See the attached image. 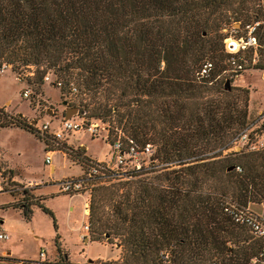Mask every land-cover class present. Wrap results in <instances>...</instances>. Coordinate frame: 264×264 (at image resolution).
Masks as SVG:
<instances>
[{
    "label": "trees",
    "instance_id": "obj_1",
    "mask_svg": "<svg viewBox=\"0 0 264 264\" xmlns=\"http://www.w3.org/2000/svg\"><path fill=\"white\" fill-rule=\"evenodd\" d=\"M253 22L264 46V0H0V62L32 64L39 78L51 71L49 83L88 95L91 116L113 112L125 136L154 145L146 166L90 189L88 222L119 237L122 264H165L164 248L167 264H246L258 251L222 203L262 198L264 146L219 156L251 121L248 89L218 76L228 55L220 29ZM6 115L0 107V126ZM32 203L41 202L12 206L27 216Z\"/></svg>",
    "mask_w": 264,
    "mask_h": 264
},
{
    "label": "rangeland",
    "instance_id": "obj_2",
    "mask_svg": "<svg viewBox=\"0 0 264 264\" xmlns=\"http://www.w3.org/2000/svg\"><path fill=\"white\" fill-rule=\"evenodd\" d=\"M237 26L238 24L231 23L220 29L226 35L222 38L223 47L227 37L244 38L245 25L234 29ZM255 42V46H246L239 50V53L246 56L240 75L230 79L224 76L222 70L218 74L222 82L228 79L230 86H243L248 89V120L254 119L259 112L264 111V67L256 66L264 62V46L258 43L256 37ZM11 67L0 72V107L7 114L8 120H11L8 126H0V216L1 226L8 233L6 239L0 240V246H8L10 252L15 255L29 257L30 264H56L53 263L55 260L72 264H122V248L118 244L117 235L99 233L98 230H93L89 223L88 237L78 238L81 230L82 202L85 197L89 201L92 190H89L88 195L82 192L69 197L70 195L58 191L54 183L62 176L81 174L85 166L81 151H84L86 157L108 159L110 148L107 144L110 143L107 141L114 139L118 129L115 114L111 112L105 117L91 116L88 95L69 90L62 83L59 86L49 83L50 78L55 77L51 71L48 72V79L44 80L38 77L36 66L32 64L13 69ZM24 88L29 91L27 97L20 94ZM84 103L86 107H83ZM131 106H135V103H131ZM70 107L81 109L86 121H98L99 129L95 135H91L87 130H78L68 137V142L49 141L54 150L51 162L55 169L48 171V164L43 162V143L33 123L47 115L58 117L60 114L64 115L65 111L70 114ZM16 118H22L30 124L33 133L16 126ZM232 150L234 149H224L219 156L228 153L227 155L232 157ZM148 157V154H140L132 161L146 166ZM122 179L125 178L111 174L92 178L90 182L91 187H94L99 184L109 185ZM227 198L230 199L229 195L225 199ZM33 201L41 203L30 204L27 216L22 214L19 207L12 206ZM69 202L73 204L71 211L67 207ZM253 203H262V199L249 201L251 206ZM88 212L89 210L87 214ZM242 228L243 234L248 236L246 242L256 246L257 240L248 230ZM39 248L44 249L45 253L42 261H38Z\"/></svg>",
    "mask_w": 264,
    "mask_h": 264
},
{
    "label": "built area",
    "instance_id": "obj_3",
    "mask_svg": "<svg viewBox=\"0 0 264 264\" xmlns=\"http://www.w3.org/2000/svg\"><path fill=\"white\" fill-rule=\"evenodd\" d=\"M252 24H245L246 35L243 37H236L231 39L227 37L224 40V50L228 53L225 62L226 67L222 69L224 76L230 79H235L240 75V71L243 70L245 58L239 50H242L246 46H255V36L252 35ZM10 67V64L5 61L0 62V72L5 68ZM211 67L210 61H205L200 69L199 74H206ZM44 80L48 79V72H45L42 76ZM59 85L60 82L56 81ZM71 84V83H70ZM71 90H75V87L71 84ZM22 97H27L29 91L27 88L22 89L20 92ZM35 131L43 138V162L50 164L53 148L50 147L49 141L56 143L68 142V137L78 130H87L91 135H95L99 129L98 121L90 120L86 121L82 113H75L68 117H64L60 114L58 117L47 115V117L40 118L34 121ZM110 148L108 159H95L89 157L87 163L82 169L81 174L74 176H62L54 181L57 185V190L67 195H76L82 192L89 194L92 183V178H100L105 176V172H110L108 175L124 173L129 168H138L140 165L133 163V161L140 154L152 153V144L146 142L140 144L131 138L125 136L118 128L115 132V137L110 144H107ZM264 146V111L245 124L229 141V147L227 149H238L240 147L246 150H255ZM133 160V161H132ZM236 170H239L238 166H235ZM262 204H264V191L262 194ZM89 208V201L87 197L82 202V218L80 223V231L78 238L86 239L89 234V222L87 220V211ZM222 211L229 217V219L238 225L246 228L253 237L260 241L258 251L250 256L246 264H264V217L254 211H252L248 204L239 205L231 199H225L222 203ZM85 216V218H83ZM2 218L0 216V240L8 237L7 231L1 226ZM8 255L4 251H0L1 257ZM38 261H42L45 253L44 249L39 248ZM159 256L163 261H167L169 257L168 249L159 250ZM29 259L17 257L11 261L12 264H30Z\"/></svg>",
    "mask_w": 264,
    "mask_h": 264
},
{
    "label": "crops",
    "instance_id": "obj_4",
    "mask_svg": "<svg viewBox=\"0 0 264 264\" xmlns=\"http://www.w3.org/2000/svg\"><path fill=\"white\" fill-rule=\"evenodd\" d=\"M86 153V152H85ZM87 156H89L88 154H87ZM99 159H101V158H99ZM51 169H53V171H54V169H55V167H54V164L51 162L50 164H48V171L49 170H51ZM74 195H71V196H69V197H73ZM68 210L69 211H71V210H73V204L72 203H68ZM248 207L252 210V211H254V212H256V213H258V214H260V215H262L263 217H264V204H262V203H259V204H254L253 203V205L251 206L250 204H248ZM76 227V226H75ZM75 227H73V228H75ZM0 251H4L5 253H7L8 255H10V256H14V257H19V258H25V259H29V257H27V256H18V255H15L14 253H11L10 252V248L8 247V246H5V247H1L0 246Z\"/></svg>",
    "mask_w": 264,
    "mask_h": 264
},
{
    "label": "water",
    "instance_id": "obj_5",
    "mask_svg": "<svg viewBox=\"0 0 264 264\" xmlns=\"http://www.w3.org/2000/svg\"><path fill=\"white\" fill-rule=\"evenodd\" d=\"M224 87L225 88H228L229 87V81H228V79H225L224 80ZM69 109H70V114H69V112H68V114H66L67 111H65L64 117H68V116L72 115L73 113H82L83 112L81 109H78L77 107H70ZM82 148H83V146H82ZM227 168H232V165H229Z\"/></svg>",
    "mask_w": 264,
    "mask_h": 264
}]
</instances>
